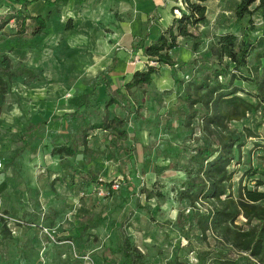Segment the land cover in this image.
<instances>
[{"label": "rangeland", "instance_id": "374dc122", "mask_svg": "<svg viewBox=\"0 0 264 264\" xmlns=\"http://www.w3.org/2000/svg\"><path fill=\"white\" fill-rule=\"evenodd\" d=\"M10 10V2L0 0V24ZM159 13V22L166 28L169 13ZM244 28L250 39L263 34L264 8L240 25L231 13L218 16L210 26L207 22L187 26L190 36L177 37L171 50L173 67L161 65L144 87L127 91L121 85L123 94L110 90L109 94L91 96L86 106L78 109L81 116L72 122L61 118L65 104L53 102L50 89L54 88H49L53 81L45 80L44 72L36 68L48 55L39 54L45 49H38L41 44L33 39L34 24L26 22L22 35L17 34L20 28L13 21L1 30L0 50L11 59L13 76L3 78L5 89L0 90V182L4 180L0 183V214L20 217L34 227L19 230L16 238L4 239L0 264H124L118 251L124 236L140 248L146 264H165L175 255L185 264L213 263L218 251L213 241L199 239L187 217V205L175 200L184 179L182 169L192 150L204 142L198 120L188 119L191 110L186 87L210 66L208 48L215 38L233 33L240 39ZM150 32L158 34L155 26ZM139 60L135 56L132 61L137 64ZM147 64L156 67L149 62L144 67ZM22 67L31 75H23ZM235 85L251 90L240 81ZM74 88L78 95L87 86ZM68 103L74 114L76 108ZM116 117L123 120L122 126L114 127L111 121ZM30 123L42 126L33 138H21L24 130H30ZM102 123L111 128L87 132V149L81 160L84 127ZM243 125L264 133V105L229 127L238 132ZM254 142L249 140L240 150V166L259 169L264 181V158L259 157L261 152L249 150ZM60 147H69L77 159L58 154ZM92 179L95 181L88 185ZM114 185L116 190H112ZM145 190L163 197L148 200L142 193ZM259 191H264V185ZM204 252L209 253L208 258L199 261L197 257Z\"/></svg>", "mask_w": 264, "mask_h": 264}, {"label": "trees", "instance_id": "16d2710c", "mask_svg": "<svg viewBox=\"0 0 264 264\" xmlns=\"http://www.w3.org/2000/svg\"><path fill=\"white\" fill-rule=\"evenodd\" d=\"M8 1L11 10L2 17L0 31L13 21L20 28L17 34L22 35L26 32V22H31L34 24L33 39L38 40V44L42 46L47 34V18L41 15L31 16L27 10L31 3L29 0ZM206 1L185 0V10L180 17H174L173 21L177 33L173 32L172 25L156 40L149 41L148 35L139 37L133 50L141 51L149 63L173 67L175 63L170 53L176 46V38L190 36L187 26L206 24ZM44 5L47 9L53 6L48 1ZM262 8L264 0H240L234 8L235 21L240 25L244 18L253 17ZM248 34L244 28L240 39L233 33L216 37L208 48L207 60L210 66L200 71L186 87L187 105L191 110L188 119L198 120L204 142L195 147L187 159L186 166L182 169V187L176 191L175 200L187 205V217L198 231L199 239L203 242L211 239L215 250H218L210 264H264V191H259V187L264 185V181L260 179L263 174L250 165L241 167L239 161L240 150L246 147L249 140H256L250 145V152H261L259 157L264 158V133L246 125L238 132L229 127L230 123L241 122L247 116L256 114L264 105V33L255 39H250ZM1 51L0 90L4 92L3 78H11L13 74L11 59ZM20 72L27 77L31 75V71L24 67ZM157 73V67L147 64L144 70L132 74L124 88L129 91L149 85ZM100 76L104 77L105 71ZM236 81L249 85L251 90L236 86ZM91 93L97 94L95 91L83 93L72 98L70 103L77 109L84 108ZM74 114L63 115L61 118L72 122L81 116L77 111ZM111 122L114 127L123 125V120L118 117ZM41 126V123H30L27 127L30 130H24L21 138H33L34 132ZM101 128L108 130L111 125L102 123L84 127L80 140L83 147L82 153H79L81 160L87 149V132ZM56 152L67 158L77 159V154L69 147H60ZM93 180H89L88 185L95 181ZM245 181L252 182L253 185L247 186ZM142 193L148 200L163 197L161 193L151 190ZM9 219L16 221L13 227L8 226ZM32 227V223L20 217L15 219L7 213L0 214V244L4 239L16 238L19 230ZM118 251L124 264H146L142 251L127 236L123 237ZM208 254L201 253L197 258L202 261L208 258ZM165 264L185 263L175 255Z\"/></svg>", "mask_w": 264, "mask_h": 264}, {"label": "crops", "instance_id": "0c3cea01", "mask_svg": "<svg viewBox=\"0 0 264 264\" xmlns=\"http://www.w3.org/2000/svg\"><path fill=\"white\" fill-rule=\"evenodd\" d=\"M29 1L31 3L27 10L31 16L46 12L47 34L38 49H45V51L39 50V54L48 57L36 68L44 72L45 80L53 81L49 83V88L51 86L54 88L50 89L55 99L53 102H64L65 107L67 106L63 107L64 115L72 114L70 113L72 106L68 105L72 98L90 91H95L97 94L91 93L88 95V100L91 96L97 97L102 92L109 94L110 90H119L121 85L124 86L134 72L145 69L146 58L141 51L133 50L136 40L145 35H148L149 41L156 40L172 26L171 20L174 19L171 15L174 0ZM45 1L53 6L47 9L44 5ZM239 1L207 0L204 3L207 25L210 26L215 22L218 16L226 17L231 13L234 15V8ZM160 10L169 13L171 20L166 28L159 22L162 18ZM151 26L152 28L155 26L159 36L151 34L152 28H149ZM135 56H139L140 60L132 65ZM121 65L125 67L123 72L119 70ZM160 66L157 67L159 71ZM104 71L105 76L99 77ZM84 84L87 86L85 91L80 89L79 94L76 95L74 87H83ZM94 86L97 88H93ZM47 92H50L49 89ZM118 93L123 94L121 89ZM81 109L83 108L79 110ZM75 111L81 114L77 108L74 109ZM88 169L90 168L86 169V174ZM76 177L77 175L73 176L74 180Z\"/></svg>", "mask_w": 264, "mask_h": 264}, {"label": "built area", "instance_id": "2783aa9c", "mask_svg": "<svg viewBox=\"0 0 264 264\" xmlns=\"http://www.w3.org/2000/svg\"><path fill=\"white\" fill-rule=\"evenodd\" d=\"M185 8H186L185 0H174V6L171 9V15L173 17H177L178 18V17L181 16V13H182V11L185 10ZM131 64L133 65V64H135V62L132 61ZM117 188H118L117 185L112 186V190H116ZM98 194L101 196L102 192L99 191ZM3 217H5V216H3ZM14 222H16V221L15 220L13 221V220L9 219L8 220V226L12 227ZM12 234H14V231H12Z\"/></svg>", "mask_w": 264, "mask_h": 264}]
</instances>
